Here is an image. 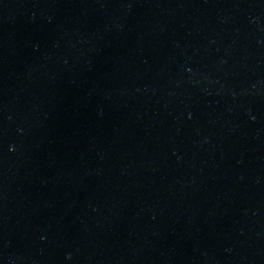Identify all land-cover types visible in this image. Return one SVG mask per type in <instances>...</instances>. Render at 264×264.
<instances>
[{
	"label": "water",
	"instance_id": "obj_1",
	"mask_svg": "<svg viewBox=\"0 0 264 264\" xmlns=\"http://www.w3.org/2000/svg\"><path fill=\"white\" fill-rule=\"evenodd\" d=\"M0 264H264V0H0Z\"/></svg>",
	"mask_w": 264,
	"mask_h": 264
}]
</instances>
